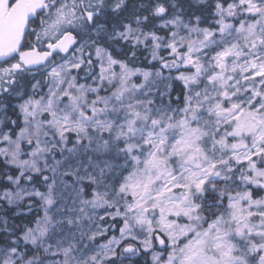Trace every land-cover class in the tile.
<instances>
[{
	"label": "rangeland",
	"instance_id": "obj_1",
	"mask_svg": "<svg viewBox=\"0 0 264 264\" xmlns=\"http://www.w3.org/2000/svg\"><path fill=\"white\" fill-rule=\"evenodd\" d=\"M24 1L27 19L0 76L18 64L11 57L31 52L18 50L20 37L41 1ZM227 10L244 14L238 27L202 28L175 10L155 27L138 18L114 32L150 61L181 53L171 68L114 58L97 43L99 27L54 49L64 58L50 67L36 53L15 116L0 103V158L38 179L9 178L0 200L38 217L19 243H0V264H140V251L149 264H264V103L253 107L264 96V77L255 78L264 67V0ZM89 59L96 71L80 80ZM174 80L185 85L183 106L170 101ZM213 179L238 190L205 224L198 201ZM125 243L136 246L132 255L122 253Z\"/></svg>",
	"mask_w": 264,
	"mask_h": 264
},
{
	"label": "trees",
	"instance_id": "obj_2",
	"mask_svg": "<svg viewBox=\"0 0 264 264\" xmlns=\"http://www.w3.org/2000/svg\"><path fill=\"white\" fill-rule=\"evenodd\" d=\"M22 0H7L8 9L17 5ZM41 5L35 13L28 19L26 28L22 34L21 50H31L39 53H46L48 57L45 67H50L61 61V55L52 49V45L64 34L71 35L75 43H79L87 38L94 28L99 27L102 31L97 36L98 45L110 52L114 58L125 60L133 67L144 69L171 68L178 66L183 57L178 53L172 61L166 57L164 61H150L145 53L146 49L141 46H134L122 41L114 36V32L121 31L125 25L133 22L134 19L141 18L142 25L146 28L155 27L159 22L168 19L175 10L184 19L197 20L202 28H211L215 22L223 20L225 23L233 22L238 27L244 14L240 12L228 11V6L237 0H40ZM174 4V5H173ZM262 45H264V35ZM16 59L15 57H11ZM9 58V60L11 59ZM264 58V57H263ZM0 62V65L6 64ZM164 64V65H162ZM264 64V62H263ZM15 66V65H14ZM260 77H255L257 82L264 77V67L261 69ZM257 70L256 72H260ZM96 71L95 63L92 60L82 66L77 72L80 80H86ZM29 70L14 69L0 76V103L8 108L10 115L15 116V104L24 96L29 94L34 76L29 77ZM253 78V79H255ZM170 90V101L176 106H183L186 93L185 85L179 80L172 82ZM261 90L264 92V85ZM240 99V98H239ZM264 96L258 93L253 107L263 105ZM18 168L6 164L0 158V188L9 187V178L19 176L22 182L34 183L38 177L32 174H18ZM238 185L223 179L208 180L202 187L199 196L198 218L205 224L210 223L227 204L228 195L236 192ZM254 192H257L256 189ZM27 201L31 205L35 204L33 199ZM34 206V205H33ZM38 211L31 214L17 212L15 207L7 206L0 200V218L7 220L6 228L0 225V243L10 244L15 240L19 243V236L25 225H31L38 217ZM10 242V243H9ZM17 243V245H18ZM13 244V243H11ZM122 253L132 255L136 251V246L125 243ZM136 259L140 264H149L146 254L142 251L136 253Z\"/></svg>",
	"mask_w": 264,
	"mask_h": 264
},
{
	"label": "water",
	"instance_id": "obj_3",
	"mask_svg": "<svg viewBox=\"0 0 264 264\" xmlns=\"http://www.w3.org/2000/svg\"><path fill=\"white\" fill-rule=\"evenodd\" d=\"M7 0H0V61L3 57L4 50L10 52L16 46L15 39L19 26L23 25L27 19L26 2L20 1L17 6L7 10ZM72 45V37L68 34L62 35L51 47L52 49L68 48ZM23 63L28 66H33L37 62V57L34 53H30L21 58Z\"/></svg>",
	"mask_w": 264,
	"mask_h": 264
},
{
	"label": "flooded vegetation",
	"instance_id": "obj_4",
	"mask_svg": "<svg viewBox=\"0 0 264 264\" xmlns=\"http://www.w3.org/2000/svg\"><path fill=\"white\" fill-rule=\"evenodd\" d=\"M16 47H17V46H16ZM16 47H15V48H16ZM15 48H13V52H15ZM18 50H21V49L18 48ZM29 51H31V50H29ZM30 53H34V56H36V53H37V52H36V51H31V52L27 53L26 55H28V54H30ZM15 55H16V57H17V54H15ZM26 55H25V56H26ZM25 56L19 54L18 58H16L18 64L14 66V69L19 68V69H21V70H23V69L30 70V67H32V66L25 65V64L23 63L22 59H21V58H23V57H25ZM3 65H4V64H3Z\"/></svg>",
	"mask_w": 264,
	"mask_h": 264
}]
</instances>
